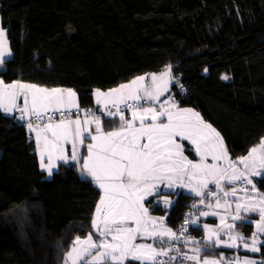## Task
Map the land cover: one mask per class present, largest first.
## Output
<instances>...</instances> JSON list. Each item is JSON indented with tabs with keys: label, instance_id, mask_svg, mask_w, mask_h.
<instances>
[{
	"label": "trees",
	"instance_id": "16d2710c",
	"mask_svg": "<svg viewBox=\"0 0 264 264\" xmlns=\"http://www.w3.org/2000/svg\"><path fill=\"white\" fill-rule=\"evenodd\" d=\"M0 28L4 82L72 88L79 107L96 111L95 89L171 65L186 91L177 107L196 108L232 158L264 137V0H0ZM255 181L264 194V174ZM100 196L72 165L46 177L24 123L0 111V264H63L74 239L93 233ZM153 199L151 211L176 232L191 196L179 192L168 210Z\"/></svg>",
	"mask_w": 264,
	"mask_h": 264
},
{
	"label": "snow or ice",
	"instance_id": "6c2138e0",
	"mask_svg": "<svg viewBox=\"0 0 264 264\" xmlns=\"http://www.w3.org/2000/svg\"><path fill=\"white\" fill-rule=\"evenodd\" d=\"M3 29L0 28V35H3ZM10 55V52L0 50V65H3L5 58ZM171 65L166 66L164 72L157 77L156 74H150L151 80L155 85L153 90H144V95H132L130 98L134 100L154 101L158 100L163 91H167V84H157L158 80H163V77L170 75ZM228 79L227 76L222 77ZM146 79L145 76L137 77L132 81L136 84L138 81L142 82ZM0 83H3L0 81ZM6 88L15 91L7 94V99L10 103L6 102L5 93L0 90V109L5 113H9L16 107L17 96L24 97L25 106L20 108L21 113L30 114L36 120H42L47 112V104L41 105L40 93L51 94L66 92L68 97L74 98L76 93L72 89H45L36 85L29 84H13L7 85ZM128 85H121L120 88H127ZM117 89L110 90L116 92ZM97 94L99 90H97ZM31 95V107L28 104V97ZM44 99H47L44 98ZM51 103V99L48 100ZM63 103V100H59ZM125 102V101H121ZM71 107L78 108V105L69 101ZM115 106V105H114ZM127 108H133V105H126ZM43 109V110H42ZM56 111H60L59 108ZM91 112V110H87ZM181 115L175 116L173 113L162 110L157 111L155 108H145L143 112L133 111L132 118L126 119L123 111L117 109V112H108L107 117H117L120 120L119 127L111 131L105 132L102 127L100 117H94L92 120H85V125L95 123V135H92L87 127L81 128L80 120H69L67 123L63 119L59 123L46 125V129L51 130L54 141H69L73 144V151L70 159L72 161L78 160V154L75 151L77 141L83 145L85 139H90L94 143L86 145L87 155L84 156L82 164V174H86L103 190L104 195L101 196L100 202L96 208V215L92 219L91 227L101 237L111 235L113 232L117 233L112 235L114 243H104L99 245L105 249L104 252H98L93 260H104L111 258L116 261H123L125 258L132 260H152L155 261L158 256L168 255L167 251L156 252L151 248V245H136L131 243L135 240L137 234L141 233V225L146 223L144 216L148 209L143 207L142 201L146 196H151L158 193L157 183L167 181V187L173 188L180 181V187H191L190 184L183 183V176H188L191 180L199 173L212 175L214 183L220 187L219 180L215 178V168L213 165L204 163L206 155H211L213 160H225L228 158V152L224 146L223 138L220 136L210 124H206L200 118L199 113L193 112L191 109H182ZM190 113L195 117V122L191 119H185L183 114ZM63 116L64 113H61ZM150 117V122H149ZM162 117H167V123H158ZM22 115L20 119H23ZM136 122H139V127H136ZM74 125V127H73ZM32 125L29 124V128ZM181 137L189 140L195 146V151L201 156L200 162H193L184 156V148L180 143H177L176 138ZM142 140H147V143H142ZM211 142V143H210ZM261 151H264V139H262L259 146ZM62 152V149H61ZM257 152V148H253L249 152V157H252ZM60 160L66 161L67 156L61 154L57 157ZM49 163L43 162V153L41 154V169L46 170L48 175L51 176L55 165L51 163L52 157H48ZM239 162L244 165L245 169L250 167L248 157L239 158ZM234 169V174L227 177L229 182L237 180H245L247 184H252L250 176L260 175V172H249L248 175L244 173L235 174V162H231ZM255 166L253 161L252 167ZM260 168L264 169V155L260 157ZM176 177V179L173 178ZM208 188V181L202 180L199 188H192L196 195H204L200 189ZM255 189V185H253ZM225 195L229 193L225 192ZM215 195V193H213ZM232 195H235V189L232 190ZM264 195V194H262ZM164 203L170 204L171 201L165 200ZM203 203V200H201ZM219 205V201H217ZM103 210H102V207ZM195 207V205L193 206ZM237 215L233 217L236 221H247V217L239 214V209L244 207L246 212H255V206H243L237 204ZM260 221L257 222V232H254L250 238L244 237L241 233L237 232L235 235L230 236L231 243L219 240L217 237V244H225L227 247H237V241L243 242V246L252 252H258L259 245H264V240L258 239V234L264 233V208H260ZM201 215H208V213H201ZM129 220L136 223L137 227L125 228L120 225L126 224ZM162 220V218H161ZM185 223H188L186 220ZM193 224L196 221H192ZM205 228L208 226L205 225ZM234 225H228L232 229ZM181 231H184L183 226ZM147 235L158 237L163 241L164 237L170 239H179L171 229H164L159 232L146 233ZM216 233H210L207 237L211 240ZM93 233H89L86 238L81 239L77 236L73 241V248L66 255L72 264H77V261L83 260L86 254H91V250L97 248V244L93 242ZM250 240V244L247 242ZM77 245H87L81 251L77 252ZM147 248L152 252L151 255L137 254L139 250ZM111 249L112 251H108ZM120 250V255H116V251ZM197 252L201 249H197ZM77 252L75 259L73 253ZM189 260H197V256H186ZM174 259V257H173ZM204 264H219L216 260H204ZM244 264H256L254 260H246Z\"/></svg>",
	"mask_w": 264,
	"mask_h": 264
},
{
	"label": "crops",
	"instance_id": "0c3cea01",
	"mask_svg": "<svg viewBox=\"0 0 264 264\" xmlns=\"http://www.w3.org/2000/svg\"><path fill=\"white\" fill-rule=\"evenodd\" d=\"M3 32H4V34L0 35V50L10 52L5 29H3ZM9 56L10 55H8L6 58H8ZM1 67H2V65H0V68ZM141 76L146 77L145 81H146L147 85L149 86L150 82L152 81L150 73L142 74L138 77H141ZM170 77H171V73L169 75V78ZM136 78L137 77H135L134 79H132L130 81L121 83V84L117 85L116 87L112 88V89H117L116 92L110 93V90H112V89H109L107 91L95 89L93 91L95 106L99 109H103L107 104H113L114 102L124 103V102H121L122 100L125 102L133 101L134 99H129V96H132V95L142 96V88H144L141 85L142 82L138 81L136 84L131 83L132 81L136 80ZM0 81L3 82V83H0V90L4 91L6 102H8V103H10V100L7 99V94L9 92L15 91L16 89L15 88L9 89V88H6L5 86L13 85L14 83L17 84V86H18V84L36 85L40 88H45L48 90H51V89H61V90L72 89V88H65V87L46 88L44 86H40V85H37L34 83L22 82L19 80H15L12 82H4L1 79V77H0ZM157 84L162 85L158 81H157ZM121 85H128V87L121 89L120 88ZM146 88H148V87H146ZM154 88H155V85H153V89ZM167 88H168V86H167ZM97 90H99V93H100L99 99L97 97L98 96ZM38 95L42 98L41 99V105L47 104V112H62L63 110H70L71 111V110L78 109V108L71 107V105L69 103V101L71 100L73 103L78 105L77 95L74 98H70V97H68L67 93L64 91H62L60 93L51 94V97H49L48 93H40ZM46 97H47V99H44ZM31 99H32L31 95H29V97H28L29 107H31ZM49 99H51V103L48 102ZM61 99L63 100L62 104L58 102ZM136 102H138V101L136 100ZM149 102H153V101H149ZM15 103H16V106L18 104H20L21 108H23L25 106L24 97L23 96H17ZM130 103H133V102H130ZM78 107H79V105H78ZM146 107L151 108L150 106L146 105L145 107H143V109H138V108H136V109H138L139 112H143V110ZM163 107H165L166 111H169V109H170L171 113L175 112V110H173V109H175L174 107L173 108L167 107V106H163ZM190 107H193V106H190ZM57 108H59L60 111H56ZM176 108H178L180 110L188 109L186 107H183V108L176 107ZM136 109H134V111ZM189 109H192V108H189ZM14 110H15V108H13L11 112L5 113L2 109H0V111H2L6 115H11L14 112ZM197 113H199V112L197 111ZM22 114H23L24 118L20 119V117H19L17 119L24 123L27 135L30 138H32V140L34 142L35 151H36V154L38 157V164H39L40 169H41V154L43 153V162L45 164L49 163L48 157H49V155H51V157H52L51 163H53L55 165V167L53 168V172L57 169L59 163H61V162L65 163L67 165H72L73 167H75L77 169L78 172L81 171L82 164H83L82 158L87 155V151H88L86 148V145L89 143H94L93 141H91L90 139H85L83 145H81L77 141L75 151L78 154V160L72 161L70 159L71 153L73 151V144L71 142V139H69V141H67V142H65V141H59V142L54 141L52 134H51V130L46 129V125L45 126H36V125L31 124L32 127L29 128V124L26 122H27V119H29L32 116L30 114H25V113H22ZM131 116H132V113L129 114L126 117V119H131L130 118ZM166 120H167V117H165L163 120H159L157 122L163 123V122H166ZM59 122H60L59 120H56V121H53L51 123H48L47 125H49V124L55 125ZM149 122H150V117H149ZM65 123H67V122H65ZM204 123L209 124L205 120H204ZM139 126H140L139 122H136V127H139ZM73 127H74V125H73ZM85 127H87L89 129L90 133H93L94 135L96 134L95 123H89V124L85 125L84 121H81V128H85ZM102 127H103V130L105 132H107V131H111L113 129H117L119 127V124L114 123L107 128H104V126L102 124ZM220 136H221V134H220ZM262 139H264V137ZM262 139L260 140V142L258 144H256L255 146H253L251 148V149L257 148V152L254 154L257 157L256 164L258 165V167L256 168V171L261 173L260 175L250 176V179L252 180V184L246 183L241 189H238L235 187V184L241 180L229 182L226 179L227 180L226 182L221 183L220 180L223 179L221 177L222 176L227 177V176L233 175L234 169L231 166V164L228 168H225L224 167L225 166L224 160L223 161L220 160L221 165H219V170L215 172V178L219 180L220 187L216 186V184L214 183L212 175H206L205 173H199L195 178H192L191 180L189 179L188 176H186V175L183 176V183L184 184H190L191 187H180V186H178L180 181L177 180V183L173 186V188H168L166 186L167 181H164L162 183L157 184V188L159 190L158 191V197L156 198L157 195H151L150 196V197L155 196L151 203L157 202L158 199L164 200V201L169 200L172 203L175 196L179 192L185 193V194L191 196V198L198 197V195H196V192L192 191L191 189L192 188H199L200 182L202 180H207L208 186H211V185L213 186V190H214L215 194L216 193L220 194V191H219L220 189L227 190V192H230L233 189H235V193H238V195L235 194L231 197H228L229 198L228 203H225V204H223L224 203V200H223L224 196H222L221 194L219 195V197L212 195V197L208 201V203L206 205V209L204 211V213H208V215H202L201 216V223H202V228H201L202 231H201V235H200L201 238L199 240L195 241L193 248L183 250V253L186 256H197V260H192V261L196 262V264H204L205 259L219 261V264H227V261H226V259L228 258L227 256L232 257L233 254H235V253H239V255L241 257H243V259L245 261L249 260L250 256H252V255L256 256L257 255L256 252H252L249 249L242 247L241 241H239V240L236 242L238 245L237 247H227V246H225V244H217L216 241H217V237H218L219 240L231 243L230 236L235 235L237 232L241 233L246 238H250L249 234L246 235V234H244V232L235 228L236 222H241V221H236L233 219V217L237 215V207H236L237 204H241L243 206H255L257 208V210H260V208H264V195L258 194L257 184L255 181V178L257 176H261L264 174V169L260 168V157L262 155H264V151H261L259 148ZM176 141H177V143H180L183 146L184 156H186L188 158V160H191L193 162H200L201 156L194 150L195 146L192 145L189 140H185L181 137H177ZM223 142H224V139H223ZM224 146L226 147L225 142H224ZM61 149H62V152H61ZM226 149H227V147H226ZM250 150H249V152H250ZM227 152H228V157L230 159H232V162H235V174L244 173L245 175H248L249 168H253L252 167L253 162L249 161L250 167L248 169H245L244 166L243 167H242V165L240 166V162L238 160L236 161L235 158L231 157L228 149H227ZM61 154L67 156L68 159L66 161L58 159L57 157ZM206 159L212 160V156L206 155ZM42 171L45 172L46 177H51L48 175L46 170H42ZM218 172H221V173L219 174ZM82 177L89 178L86 176H82ZM173 178L176 179L175 176H173ZM89 179H91V178H89ZM253 185H255V189H253ZM200 191L202 192L203 189H200ZM217 201H219V205L217 204ZM171 203L167 204L166 207H164L163 204H159V205H161L162 209L168 210ZM147 204H148V206H150V203H147ZM257 210L255 212H246L244 210V207H241L239 209V214L241 216H245L249 220H253V221H247V222L243 221V222H246L248 224H251L252 229L254 228V223L257 222L256 220L258 219L257 217L259 216V214H258L259 212ZM150 212L152 214L148 215V219H151L150 222H152V224L148 223L149 224L148 226H141L140 231H141V233H144V234H142V235L137 234L135 240L132 241L131 243L136 244V245H144V246L151 245V248L154 249L156 252H161V251L170 252V251L175 250V248L177 247V244H178L177 239H170L169 237L166 236L163 238V241H161L158 237L146 234V233H151L154 231L159 232V231H163L164 229H169L165 225V214H155L151 211V209H150ZM161 218H162V220H161ZM130 223L133 224V221H130ZM205 225H207L208 227L205 228L204 227ZM228 225H234V227L232 229H229ZM133 229H135V228H133ZM173 232L175 233V231H173ZM210 233H216V235H213L212 239L208 240L207 237L209 236ZM92 237H94V239L96 238L98 240V235L93 233ZM197 249H201V251L197 252L196 251ZM204 251L208 252L209 255L201 256L202 255L201 253ZM137 254L151 255L152 252L150 250H148L147 248H144V249L139 250ZM66 257L67 256H65V258ZM127 260H132V259L126 258L123 262L112 261L110 259H107V261H105L104 264H126ZM134 261L138 262V264H156V260L155 261H152V260H134ZM84 263L89 264L87 262V259H83V261H81L79 264H84Z\"/></svg>",
	"mask_w": 264,
	"mask_h": 264
},
{
	"label": "built area",
	"instance_id": "2783aa9c",
	"mask_svg": "<svg viewBox=\"0 0 264 264\" xmlns=\"http://www.w3.org/2000/svg\"><path fill=\"white\" fill-rule=\"evenodd\" d=\"M149 90V89H148ZM185 88L181 83H179L175 78H171V83L167 88V91H164L162 95L159 96L158 100H154L153 102L140 100L138 102H124V103H114L103 109H99L96 111H87L90 108L86 107L83 110H72L65 112H46L44 118L42 120H36L35 117H30L27 119L28 124H33L36 126H45L48 123H51L59 118H75V117H85L89 116L92 119L94 117H107L108 112H117V109L123 111L125 118L130 114V112L136 109L138 106H150L151 108H155L158 112L162 111V106L167 107H177L182 98L185 95ZM133 105V108L129 109L126 105ZM115 105V106H114ZM21 105L18 104L15 107L14 112L10 115L12 118H19L23 114L19 111ZM61 113H64L62 116ZM118 117V116H117ZM246 184L245 180H241L235 184V187L241 189ZM204 195L191 198L186 203V209L183 212V216L181 222L176 230V236L179 237L177 247L175 250L167 252L166 256H158L156 258V264H196V262L189 260L186 258V255L182 252L186 249H191L194 247L195 241L201 238L200 235L196 234V230L202 228L201 223V213H204L206 209V205L210 198L212 197L214 190L213 186H208V188L203 189L202 191ZM203 200V203H201ZM195 205V207H193ZM188 223H185V221ZM196 221L195 224L192 221ZM183 226L184 231H181ZM174 257V259H173Z\"/></svg>",
	"mask_w": 264,
	"mask_h": 264
},
{
	"label": "rangeland",
	"instance_id": "374dc122",
	"mask_svg": "<svg viewBox=\"0 0 264 264\" xmlns=\"http://www.w3.org/2000/svg\"><path fill=\"white\" fill-rule=\"evenodd\" d=\"M165 68H166V66L163 68V69H161V70H159V71H157V72H151L150 74H156L157 75V77H159L160 76V74L162 73V72H164V70H165ZM158 82L159 83H161L162 85H161V90H162V86H163V84H167V86H169L170 85V83H171V78H169V75H166V76H164L163 77V80L161 81V80H158ZM141 85H142V87H144V88H142V96L144 95V90H145V88L146 87H148V88H146V89H149V90H153V82L151 81L150 82V84H149V86L147 85V83H146V81L144 80V81H142V83H141ZM98 96V99H99V97H100V94H97ZM131 96H129V99H131L130 98ZM129 102H136V100H133V101H129ZM114 103H119V102H114ZM113 103V104H114ZM109 105H111V104H107L106 106H109ZM105 106V107H106ZM104 107V108H105ZM143 107H145V106H138L137 108L138 109H143ZM147 108V107H146ZM175 109H173V110H175V112L173 113V115H174V117L175 116H178V115H181V111H180V109H178V108H176V107H174ZM186 108H192L191 110H193V112H196L197 113V111H196V109L194 108V107H190V106H187ZM84 108H82V107H78V109H75V110H83ZM138 109H136L135 111H137ZM162 109L163 110H165V107H163L162 106ZM65 111H70V110H63V112H65ZM72 111V110H71ZM134 110H132L131 112H130V114L133 112ZM169 112H171L170 111V109H169ZM183 116H184V118L185 119H191V120H193V122H195V117H193V116H191V114L190 113H184L183 114ZM130 118H132V116L130 117ZM165 118V117H164ZM163 117L161 118V120H163L164 119ZM200 118L203 120V118L200 116ZM61 119H63L65 122H67V121H69V120H81V121H85L86 119L87 120H92V118L91 117H89V116H85V117H76V118H59V119H57V120H61ZM101 120V119H100ZM56 121V120H55ZM168 121L166 120V122H163V123H167ZM203 122H204V120H203ZM101 123H102V120H101ZM92 135H94L93 133H91ZM142 143H146L147 142V140H142L141 141ZM211 143V142H210ZM194 150H195V148H194ZM241 157H248V163H249V161H251V162H253V161H255V166L253 167V168H249V172H257L256 171V168L258 167V165L256 164V162H257V157L255 156V155H253L252 157H249V153H247V154H245V155H243V156H240V157H237V158H235V160L237 161H239V158H241ZM200 161H201V159H200ZM223 161V160H222ZM231 162H232V159H230L229 157L227 158V159H225L224 160V163H225V168H228L229 166H230V164H231ZM204 163H206V164H208V165H213L214 166V168H215V172L216 171H218L219 170V165H221V163H220V160H208V159H206V157H205V159H204ZM242 165V167L244 166L243 164H241L240 163V166ZM80 173V175H82V176H86V177H89V178H91L90 176H88V175H86V174H82V169H81V171L79 172ZM219 174L221 173V172H218ZM92 179V178H91ZM93 181V180H92ZM221 181V183H224V182H226L227 180L226 179H221L220 180ZM94 182V181H93ZM95 183V182H94ZM96 184V183H95ZM158 184V183H157ZM97 185V184H96ZM98 186V185H97ZM101 190V196L102 195H104V193H103V190L102 189H100ZM159 191V190H158ZM220 191V194L222 195V196H224V203L223 204H225V203H228V200H229V198L228 197H231V196H233L232 195V191H230V192H227V190H224V189H220L219 190ZM225 192H227V193H229L228 195H225L224 193ZM220 194H218V193H216L215 194V196L216 197H219V195ZM235 194H237L238 195V193H235ZM153 195H157L156 196V198L158 197V193H155V194H153ZM101 196H100V199H101ZM150 196H146L145 198H144V200L142 201V204H143V207L144 208H147L148 209V211H147V213H146V215L144 216V220L145 221H147L146 223H144V224H142L141 226H148L149 224H152V222H150V220L151 219H148V215H150V214H152L151 212H150V207L148 206V204H147V200H148V198H149ZM155 197V196H154ZM100 199H99V202H100ZM99 202H98V204H99ZM97 204V205H98ZM157 204H163L164 205V207H166V204L164 203V200H157ZM102 207V210H103V205L101 206ZM259 213V216L257 217L258 219L256 220L257 222H259L260 221V210H257ZM96 215V211H95V213H94V216ZM93 216V217H94ZM130 221H132V220H129L126 224H123V225H120L121 227H125V228H136L137 227V225H136V223L133 221V224H131L130 223ZM247 221H253V220H249L248 218H247ZM246 221V222H247ZM257 222L256 223H254V228L252 229V231H251V233L249 234L250 235V237L252 236V234L254 233V232H257ZM149 223V224H148ZM93 233L94 234H96V235H98V240L95 238L94 239V237H92V239H93V242H95L96 244H97V248H94V249H92L91 250V254H86L85 255V258L84 259H87V262L89 263V264H104V262L105 261H107V259H110V260H112L111 258H106V259H104V260H93V257L94 256H96L97 255V253L98 252H104L105 251V249L104 248H102V247H99V245L101 244V242L103 241L104 243H114L113 241H112V235H116L117 233H115V232H113L111 235H107V236H105V237H101V236H99V234L97 233V232H95L94 231V229H93ZM248 235V236H249ZM87 237V235L86 236H82L81 237V239H84V238H86ZM258 239L259 240H264V233H261V234H258ZM75 240V239H74ZM249 244L251 243L250 242V240H248L247 241ZM241 244H242V247H244L243 246V242H241ZM87 245H77L76 246V248H77V252H79V251H81L84 247H86ZM259 247V251L258 252H256L257 254L258 253H260L261 252V245H259L258 246ZM73 248V244L71 245V247H70V249H69V251H71V249ZM248 249V248H247ZM68 251V252H69ZM108 251H112L111 249H108ZM67 252V253H68ZM77 252H74L73 253V259H75V257H76V255H77ZM116 255H120V250H117L116 251ZM67 256V255H66ZM228 258L226 259V261H227V264H244V262H245V260L243 259V257H241L240 255H239V253H235V254H233V256L231 257V256H227ZM126 259V258H125ZM124 259V260H125ZM123 260V261H124ZM249 260H254V261H256V264H264V257H262V256H250V259ZM81 261H83V260H79V261H77V264H79ZM112 261H114V260H112ZM116 261H119V260H116ZM123 261H119V262H123ZM63 264H72V261L71 260H69L68 259V257H66L65 258V261H64V263ZM85 264V263H84Z\"/></svg>",
	"mask_w": 264,
	"mask_h": 264
}]
</instances>
